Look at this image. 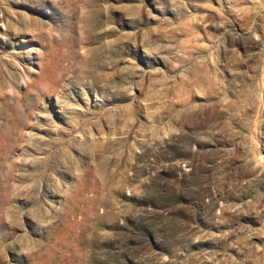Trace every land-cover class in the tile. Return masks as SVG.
Segmentation results:
<instances>
[{
  "label": "rangeland",
  "instance_id": "1",
  "mask_svg": "<svg viewBox=\"0 0 264 264\" xmlns=\"http://www.w3.org/2000/svg\"><path fill=\"white\" fill-rule=\"evenodd\" d=\"M0 264H264V0H0Z\"/></svg>",
  "mask_w": 264,
  "mask_h": 264
}]
</instances>
